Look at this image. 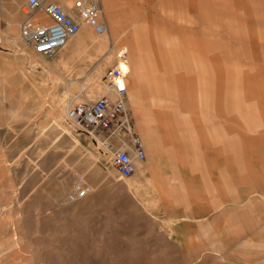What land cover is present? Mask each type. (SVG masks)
<instances>
[{
    "label": "crops",
    "instance_id": "0c3cea01",
    "mask_svg": "<svg viewBox=\"0 0 264 264\" xmlns=\"http://www.w3.org/2000/svg\"><path fill=\"white\" fill-rule=\"evenodd\" d=\"M48 1L76 17L74 0ZM95 1L103 33L82 24L77 41L71 38L43 61L20 37L26 0H0V53L13 67L41 77L56 79L61 67L71 66L73 78H66L65 87L77 86L81 101L114 99L104 74L118 64L145 152L131 176L141 164L146 170L141 180L148 181L152 197L169 206L166 221L190 237L208 214L205 186L211 197L212 189H220L229 200L213 203L219 212L198 235L222 239L192 250L200 251L199 260L258 264L264 260L257 257L264 251V0ZM20 115L14 113L16 119ZM39 127L37 137L44 135ZM171 181L166 194L160 184ZM9 196L12 192L0 190V213L11 205Z\"/></svg>",
    "mask_w": 264,
    "mask_h": 264
},
{
    "label": "rangeland",
    "instance_id": "374dc122",
    "mask_svg": "<svg viewBox=\"0 0 264 264\" xmlns=\"http://www.w3.org/2000/svg\"><path fill=\"white\" fill-rule=\"evenodd\" d=\"M7 57L0 53V190L13 194L8 210L14 220H0V264L11 255L13 264H222L213 258L199 260L200 251L192 247L222 239L198 233L218 214L213 203L222 198L227 202L225 193L221 197L220 189H212L211 197L205 186L208 214L190 237L166 221L164 208L169 206L152 197L148 181L141 180L146 171L141 164L133 176L121 177L99 141L66 120V104L77 101L72 98L77 86L65 87L66 78H73L71 66L61 67L54 79L13 67ZM15 101L23 107L13 106ZM39 126L44 135L37 137ZM4 182L7 186L1 188ZM171 184L162 182L160 187L165 186L167 194ZM77 185L88 187L84 197L63 198V189L72 194Z\"/></svg>",
    "mask_w": 264,
    "mask_h": 264
},
{
    "label": "built area",
    "instance_id": "2783aa9c",
    "mask_svg": "<svg viewBox=\"0 0 264 264\" xmlns=\"http://www.w3.org/2000/svg\"><path fill=\"white\" fill-rule=\"evenodd\" d=\"M73 8L77 11L76 17L69 15L58 3L26 0L21 7L24 19L20 26V37L30 43L37 54L50 57L79 32L81 24L91 27L97 34L103 33L97 1L74 0ZM41 14L50 20L38 19L37 16ZM124 74L119 66L110 68L104 74V81L114 93V99L103 95L96 100L71 101L64 110L77 129L99 141L109 154L112 169L121 177L128 178L135 171V162L145 158V152L125 103ZM87 192V186L77 185L69 198H82Z\"/></svg>",
    "mask_w": 264,
    "mask_h": 264
},
{
    "label": "bare ground",
    "instance_id": "6f19581e",
    "mask_svg": "<svg viewBox=\"0 0 264 264\" xmlns=\"http://www.w3.org/2000/svg\"><path fill=\"white\" fill-rule=\"evenodd\" d=\"M21 10V9H20ZM22 12V11H21ZM23 13V12H22ZM37 18L38 19H40V17H39V15L37 16ZM40 20H42V21H44V17L43 16H41V19ZM79 32H80V30H79ZM79 32L77 33V34H79ZM77 34H75L74 36H76ZM97 34V33H96ZM74 36H71L68 40H67V42L71 39V38H73ZM67 42H66V44H67ZM65 44V45H66ZM65 45L62 47V48H64L65 47ZM103 44H99L98 46H97V49L99 50V51H101L102 49H103ZM115 66H119L118 64H115ZM120 67V66H119ZM121 68V67H120ZM122 70V69H121ZM243 72V71H242ZM98 78H100L101 76H97ZM98 80V79H97ZM82 86V85H81ZM82 88H83V86H82ZM84 89V88H83ZM78 94H75L72 98L73 99H76L77 101H78ZM64 113H65V110H64ZM65 118H66V120L71 124V126L72 127H75V125L71 122V120H69L68 119V117L66 116V114H65ZM76 128V127H75ZM142 141V140H141ZM143 144V143H142ZM104 153H105V150L103 151ZM106 154L107 155H109L108 153H107V151H106ZM71 179V178H70ZM63 191V198H65L66 196H68L69 195V193H67L64 189L62 190ZM67 202V201H66ZM16 217V216H15ZM14 220V217H12V215H11V212H10V210H7L6 212H3V213H1L0 214V220L1 221H6V224L9 222V221H11V220ZM0 226H2V225H0ZM235 226V225H234ZM244 239V238H243ZM17 242V241H16ZM236 243V242H235ZM4 249H5V246H4ZM205 249V248H204ZM15 253V252H14ZM7 256V255H6ZM25 257V256H24ZM257 257H264V251H262V252H260V255H258ZM20 259H24V258H21V257H19ZM4 259V260H3ZM2 260L3 261H6L7 263H5V264H13L12 263V260H13V257H12V255L11 256H7V257H5V258H3ZM19 259V260H20ZM262 262H264V260H262V261H260V262H257V263H261V264H263ZM1 263V262H0ZM255 264V263H254Z\"/></svg>",
    "mask_w": 264,
    "mask_h": 264
}]
</instances>
